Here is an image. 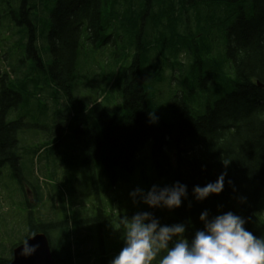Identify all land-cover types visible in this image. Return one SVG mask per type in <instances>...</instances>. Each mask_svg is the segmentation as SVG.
Masks as SVG:
<instances>
[{"label": "trees", "instance_id": "obj_1", "mask_svg": "<svg viewBox=\"0 0 264 264\" xmlns=\"http://www.w3.org/2000/svg\"><path fill=\"white\" fill-rule=\"evenodd\" d=\"M20 2L15 46L0 72V208L16 206L11 224L0 210V264H10L17 241L40 231L57 264H110L119 253L117 200L105 207L86 198L73 185L79 172L71 181L68 166L82 151L83 163L92 171L100 166L102 180L113 187L132 169L140 170L149 189L187 186L179 208L147 207L128 218L148 211L162 225L183 222L191 239L203 228L201 212L213 217L231 211L246 220V230L264 237V87L257 85L264 84V0ZM169 69L171 75H164ZM92 83L102 87L81 89ZM167 88L171 95L165 98ZM41 92L65 107L53 114L60 128L52 141L55 146L70 139L66 155L57 158L66 166L55 163L47 171L71 183L68 206L58 184L56 198L51 183L21 177L24 129L9 117L19 101L37 105ZM42 115L47 122V111ZM221 173L223 191L196 201L193 187L215 182ZM82 201L97 207L96 217H82L87 211L75 207ZM90 221L95 227L86 225Z\"/></svg>", "mask_w": 264, "mask_h": 264}, {"label": "clouds", "instance_id": "obj_2", "mask_svg": "<svg viewBox=\"0 0 264 264\" xmlns=\"http://www.w3.org/2000/svg\"><path fill=\"white\" fill-rule=\"evenodd\" d=\"M149 119L155 123L158 118L150 113ZM228 162H224L225 166ZM225 177L226 173H221L215 182L194 186V199L203 201L210 195H219ZM129 195L134 203L172 211L187 199L188 191L186 185L176 182L162 188L153 185L146 192L136 188ZM198 219L203 228L196 230L189 239L183 222L162 225L148 211L138 212L131 218L123 217L119 220L123 247L110 264H264V237L246 230L243 217L231 211L210 217L204 210ZM21 243L24 256L38 248V245H29L27 239Z\"/></svg>", "mask_w": 264, "mask_h": 264}, {"label": "rangeland", "instance_id": "obj_3", "mask_svg": "<svg viewBox=\"0 0 264 264\" xmlns=\"http://www.w3.org/2000/svg\"><path fill=\"white\" fill-rule=\"evenodd\" d=\"M10 6L12 10H17L21 6L20 0H13L10 2ZM44 5H39V9L45 10ZM0 10L5 13L4 11L7 10V5L4 3L3 0H0ZM8 12V10L6 11ZM1 20V19H0ZM4 29L3 26H0V31ZM2 49V48H0ZM106 52V51H104ZM103 52V53H104ZM3 54L0 50V72H3V69L5 66L2 64H5L3 62L2 58ZM7 69V67H6ZM166 76L171 75L170 69L165 72ZM172 79V78H171ZM167 85H163L162 87H159L158 89L161 90L162 88L165 89ZM102 87V84L99 83H92L91 86L86 87L83 86L81 89L83 91H87L89 93L90 90L94 89H99ZM168 91L165 93V98L168 95H171L170 90L167 88ZM48 93L46 92H41L39 95L35 96L36 104L35 102L31 99L27 104H23L22 101L18 102L17 109H13L11 112V115L9 117L12 122H18L23 125V131L20 136V146H21V159H20V164L22 165V179H25L29 181L30 179L33 181L37 177L39 178L40 182L46 181L48 183H51L54 187V196L57 198V191L55 189V184H58L60 186V190L63 192V199L65 202V205L68 206V203H70V200L72 199L71 197V183L68 181L66 182V178L64 176L59 178H52L49 174L50 171H47L48 167L51 165L58 164L60 167L66 166V164H62L60 161H57V158L60 160L63 159L62 156L66 155L67 152H65L67 144L70 142V139H64L61 140L58 145L55 144L52 141L54 138V132H58L59 126L58 123L59 121L55 124H53V114L55 113L57 115V111H65L64 105L59 104L58 107L54 102H51L50 99H47ZM46 99L48 102H46ZM120 102V100H119ZM49 103V104H46ZM113 106V105H112ZM164 109H167L168 106L166 103L162 105ZM113 110V107L111 108ZM47 111L48 114V121L46 122L45 116H43V112ZM51 117V118H50ZM95 117V115H94ZM60 117L58 116V119ZM96 118V117H95ZM10 119H7L8 121H11ZM63 121V120H62ZM95 120L92 121V123L89 124L90 127L94 126L91 124H94ZM83 127V126H82ZM88 126H84V128L90 129ZM71 144V143H70ZM40 147L41 150H37L36 148ZM83 157H85L84 152L82 151V154H77V158L73 160L71 158V162H75L74 166L71 163L68 167H70V173L73 174V178H71V181L74 180V174L79 172V175H83V184L82 185H77L76 182H73V185L76 186L79 190L78 192L81 191H86L88 190L91 195L95 198H98L100 201V204L103 206L105 203V207H111L114 206L112 203L113 198L117 200V206L115 207V212H119L120 215H122V218L125 217L128 213L136 211V210H144L147 208L146 205L141 204V203H134L132 198L130 197V192H132L136 188H141L145 192L149 189V182L147 179L144 178L142 173L140 172L139 169L135 170L132 169L131 171L128 172L127 176H125L124 180H119L117 181L116 187L111 186V182L108 180H102L101 177V167L99 168L94 166V181L90 177V167L85 166V163H83ZM82 159V160H81ZM140 168V167H138ZM69 180V179H68ZM25 182V181H23ZM82 182V180H81ZM26 183V182H25ZM105 186L106 189H103ZM119 187H123L121 190H119ZM25 189H28V184L26 183ZM94 189V190H93ZM94 191V192H93ZM98 193V195H96ZM5 195V191H4ZM111 195H114L112 197ZM27 197H31L30 194H27ZM92 208L89 207V204L86 203L85 201H82L81 203H77L75 207H77L81 212L82 211H87V215L82 216V217H96L97 211H96V206L91 205ZM16 206L10 208L8 210L5 207H1L0 210L5 213L4 221L8 222L11 224V222H14L16 219H14V213ZM12 210V211H11ZM6 211V212H4ZM43 215H46V210L45 208L43 209ZM82 215V214H81ZM115 220L113 221L114 224V229L118 225V216L116 213H114ZM86 225H92L95 227L96 222L95 221H90L87 222ZM111 229V228H110ZM25 233V232H23ZM112 253H114L112 251Z\"/></svg>", "mask_w": 264, "mask_h": 264}, {"label": "water", "instance_id": "obj_4", "mask_svg": "<svg viewBox=\"0 0 264 264\" xmlns=\"http://www.w3.org/2000/svg\"><path fill=\"white\" fill-rule=\"evenodd\" d=\"M27 240L29 245H38L36 251L31 255L24 256L21 254L23 244H20L12 250L10 264H55L44 233H36L31 239L27 238Z\"/></svg>", "mask_w": 264, "mask_h": 264}, {"label": "flooded vegetation", "instance_id": "obj_5", "mask_svg": "<svg viewBox=\"0 0 264 264\" xmlns=\"http://www.w3.org/2000/svg\"><path fill=\"white\" fill-rule=\"evenodd\" d=\"M7 5V10L8 12H6L7 10H5L4 12V17L5 18H9L11 20H13L15 23L17 22L18 18H19V14H18V10H12L11 6H10V2H4ZM21 7V6H20ZM3 12L0 10V14H2ZM1 19V18H0Z\"/></svg>", "mask_w": 264, "mask_h": 264}, {"label": "bare ground", "instance_id": "obj_6", "mask_svg": "<svg viewBox=\"0 0 264 264\" xmlns=\"http://www.w3.org/2000/svg\"><path fill=\"white\" fill-rule=\"evenodd\" d=\"M193 11V10H192ZM210 18V17H209Z\"/></svg>", "mask_w": 264, "mask_h": 264}]
</instances>
